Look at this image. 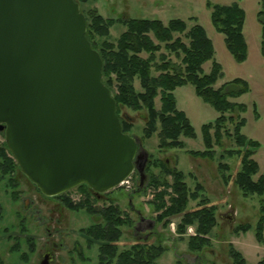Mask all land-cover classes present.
Returning a JSON list of instances; mask_svg holds the SVG:
<instances>
[{
  "label": "trees",
  "instance_id": "trees-1",
  "mask_svg": "<svg viewBox=\"0 0 264 264\" xmlns=\"http://www.w3.org/2000/svg\"><path fill=\"white\" fill-rule=\"evenodd\" d=\"M75 1L82 6L97 0ZM207 8L210 11V22L214 30L223 35L228 53L236 63H244L247 60L248 47L243 35V9L237 2L229 5L208 2ZM80 11L86 19V37L101 58L102 82L116 102V115L123 133L129 134L134 125L129 117L121 114V110L144 112V139H150L157 134L159 151L184 148L181 137L193 139L195 132L186 114L177 109L173 93L185 85L192 86L196 97L218 114L213 123L201 127L204 150L188 151V154L214 160L215 148L222 149L224 138L233 142L235 148L220 152L218 168L224 184L232 182L245 198H258L255 238L259 244L263 243L264 174L254 179L259 165L253 158L259 143L241 133L246 122L240 114L246 111V106L229 101L230 98H238L249 92L247 82L236 78L217 89L214 88L223 77L222 68L214 60L215 51L211 40L197 23L188 28L186 22L180 19L170 20L166 24L160 20H114L104 19L95 9L83 10L80 7ZM256 17L261 28L259 52L264 58V0H259ZM117 22L125 27V31L115 42H111L108 40L109 30ZM207 62L211 66L208 73H205L203 65ZM156 100L159 107L156 106ZM253 109L257 116L255 107ZM233 157L240 159V168L232 176L229 174L230 166L224 161ZM17 168L18 165L3 143L0 146V182ZM151 168L158 169L163 178L155 177ZM145 174L149 178L148 187L155 191L162 187V190L154 193V200L151 202L154 211L158 213L156 220L163 222L167 217L181 216L176 233L184 235L188 227H194L195 235L188 238V250L199 252L209 247V236L217 226L216 207L208 205L210 202L204 196L202 186L196 184L194 191H190L185 180L187 176L176 167H170L167 162L158 159H148ZM166 178H170V181ZM76 189L84 193L89 188L81 185ZM143 190L144 187L139 184L137 191ZM57 197L71 210H81L87 206L84 208L86 212L102 222L81 230L89 246H98L97 264H158V259L166 250L160 243L149 245L146 242H137L129 248L118 247L117 243L123 234L122 227L131 226L133 221L130 218H121L116 206L110 205L97 211L87 202L74 204L66 194ZM13 198L15 199L14 195ZM189 201H197L196 209L187 210ZM2 215L3 208L0 205V219ZM167 225V222L163 223L164 227ZM250 228L249 224H240L234 232L246 233ZM30 250L33 252L32 248ZM17 251L18 244H15L11 252ZM228 254L234 264H246L245 258L231 245ZM27 259L26 253L20 255L22 262L26 263ZM0 264H4L1 258ZM258 264H264V259Z\"/></svg>",
  "mask_w": 264,
  "mask_h": 264
},
{
  "label": "rangeland",
  "instance_id": "rangeland-1",
  "mask_svg": "<svg viewBox=\"0 0 264 264\" xmlns=\"http://www.w3.org/2000/svg\"><path fill=\"white\" fill-rule=\"evenodd\" d=\"M208 2L220 5L237 2L243 9V35L249 52L247 62L236 63L226 50L223 35L217 33L210 22ZM80 7L83 10L95 9L104 19L160 20L165 24L170 20L180 19L186 22L188 28L195 23L201 25L213 44L214 60L220 64L223 72V77L214 88L236 78L243 79L248 84V93L230 98L229 101L246 106V111L240 114L246 122L241 133L259 143L253 156L259 165L254 179L264 174V58L259 53L261 28L256 17L259 0H97ZM124 31L125 27L117 22L110 28L108 40L115 42ZM210 66V62L203 65L205 73H208ZM173 94L177 109L186 114L195 132L193 139L181 137L184 142L182 149L159 151L157 134L150 139L143 138L144 112L122 109L121 114L130 118L134 127L129 135L139 140L141 150L148 154V159L165 161L170 167L182 171L187 176L185 180L189 190L194 191L196 184L201 185L204 196L210 202L208 205L216 207L217 226L209 236V247L199 252L188 250V238L195 235L194 227H188L184 235L176 233L181 216L167 217L163 222L156 220L158 213L154 211L151 202L154 200V193L162 190V187L156 191L148 187L147 174L141 184L145 189L143 191H137L140 180L136 172L125 183L105 193L100 199H96L90 189H85L83 193L75 188L65 194L74 204L87 202L97 211L110 205L116 206L121 218L133 221L131 226L122 227L123 234L117 243L118 247L129 248L137 242L149 245L160 243L166 250L158 259V264H234L229 258V244L245 258L246 264H257L264 259V241L259 244L255 238L258 198H245L232 182L224 184L218 168L220 152L235 146L231 140L224 138L222 149L215 148L214 160L189 155L188 151L204 150L201 127L213 123L218 114L196 97L190 85L177 88ZM156 106L159 107L158 100ZM3 143L4 134L0 132V146ZM224 162L230 166L229 174L232 176L240 168L238 157L226 158ZM151 172L155 177L163 178L158 169L151 168ZM166 179L170 181V178ZM0 205L3 208L0 219V258L4 264H40L46 250L52 254L50 264H97L98 246H89L81 230L102 222L86 212L84 208L87 206L81 210H71L58 197L43 196L19 168L0 182ZM196 205L197 201H189L187 210L196 209ZM230 214L231 224L220 218ZM140 220L141 230L136 231L135 226ZM164 222L168 223L167 227L163 226ZM240 224H249L251 228L240 236L232 235L231 231ZM28 238L31 239V246ZM15 244H18V251L11 252ZM22 253L28 255L26 263L20 260Z\"/></svg>",
  "mask_w": 264,
  "mask_h": 264
},
{
  "label": "water",
  "instance_id": "water-1",
  "mask_svg": "<svg viewBox=\"0 0 264 264\" xmlns=\"http://www.w3.org/2000/svg\"><path fill=\"white\" fill-rule=\"evenodd\" d=\"M86 30L75 0H0V132L45 197L86 185L100 199L145 177L148 154L122 132Z\"/></svg>",
  "mask_w": 264,
  "mask_h": 264
},
{
  "label": "flooded vegetation",
  "instance_id": "flooded-vegetation-1",
  "mask_svg": "<svg viewBox=\"0 0 264 264\" xmlns=\"http://www.w3.org/2000/svg\"><path fill=\"white\" fill-rule=\"evenodd\" d=\"M140 184V186H141V183H139ZM138 184V185H139ZM90 192H91V194L97 199V197L94 195V193L90 190ZM104 195V194H103ZM102 195V197L101 198H103L104 196ZM137 214L138 215H140L139 214V212H137ZM232 215L230 214V215H226V216H220V218H222V219H224V220H226V222H228L229 224H231V220H232V217H231ZM142 223V220H140L139 222H137V224H136V226H135V229H136V231H139V230H141V226H140V224ZM238 225H236V227H237ZM234 229H235V227H234ZM234 229L231 231V234L232 235H236V236H240V235H242V234H245V233H239V234H236L235 232H234ZM231 244H229L228 245V249H229V246H230ZM232 246V245H231ZM47 257H48V260H49V263L48 264H50L51 262H52V254H51V252L49 251V250H46V253L42 256V260H41V262L42 261H44V260H46L47 259ZM261 261V260H260ZM259 261V262H260ZM40 262V263H41ZM258 262V263H259Z\"/></svg>",
  "mask_w": 264,
  "mask_h": 264
},
{
  "label": "crops",
  "instance_id": "crops-1",
  "mask_svg": "<svg viewBox=\"0 0 264 264\" xmlns=\"http://www.w3.org/2000/svg\"><path fill=\"white\" fill-rule=\"evenodd\" d=\"M259 40H260V38H259ZM248 47V46H247ZM260 53V52H259ZM248 59H249V52H248V56H247V60L245 61V62H247L248 61ZM242 64V63H241ZM258 264V263H257Z\"/></svg>",
  "mask_w": 264,
  "mask_h": 264
},
{
  "label": "built area",
  "instance_id": "built-area-1",
  "mask_svg": "<svg viewBox=\"0 0 264 264\" xmlns=\"http://www.w3.org/2000/svg\"><path fill=\"white\" fill-rule=\"evenodd\" d=\"M126 181H127V180H126ZM126 181H125V182H126ZM125 182H123V183H125ZM123 183H122V184H123ZM122 184H121V185H122ZM189 232H192V230H189Z\"/></svg>",
  "mask_w": 264,
  "mask_h": 264
}]
</instances>
